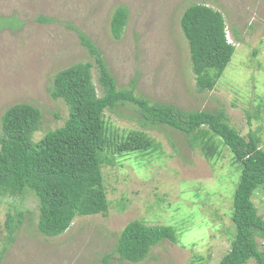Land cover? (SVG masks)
Listing matches in <instances>:
<instances>
[{
    "label": "rangeland",
    "instance_id": "374dc122",
    "mask_svg": "<svg viewBox=\"0 0 264 264\" xmlns=\"http://www.w3.org/2000/svg\"><path fill=\"white\" fill-rule=\"evenodd\" d=\"M192 4L219 11L234 54L211 91L198 93L179 21ZM124 8L125 25L113 38L110 18ZM2 18H13L12 27ZM86 42L99 51L118 88L188 111L223 110L241 136L252 133L264 150V0H0V116L18 103L41 112L38 141L61 127L68 109L48 93L52 77L75 63L91 61ZM93 82L96 72L93 69ZM109 137L142 131L155 143L148 152L115 156L101 167L109 208L106 215L76 217L58 237L36 229L38 201L29 191L0 203V264H94L113 254L109 264H218L233 237L232 197L239 177L227 148L206 157L186 137L165 126H142L126 104L106 111ZM264 220V189L252 197ZM23 217L12 239L5 215L14 207ZM170 226L176 242L153 246L142 262L113 253L130 221ZM259 250L264 239L256 237ZM247 264H256L253 260Z\"/></svg>",
    "mask_w": 264,
    "mask_h": 264
},
{
    "label": "trees",
    "instance_id": "16d2710c",
    "mask_svg": "<svg viewBox=\"0 0 264 264\" xmlns=\"http://www.w3.org/2000/svg\"><path fill=\"white\" fill-rule=\"evenodd\" d=\"M126 12L117 7L109 30L118 38L124 29ZM12 27L13 18H2ZM20 24V23H19ZM180 30L189 52L191 71L198 93L211 91L234 54L226 37L223 15L204 4L189 5L183 12ZM90 61L75 63L58 71L48 88L53 100H61L68 109L63 125L46 132L38 141L32 136L39 130L38 108L18 103L0 116V203L6 198L31 192L38 201L37 232L45 238L58 237L76 217L106 215L109 203L101 167L112 165L115 156L146 153L155 143L142 131H129L122 139H111L105 112L129 104L138 113L142 126H165L186 137L208 158L227 148L239 171L232 199L230 220L233 237L229 250L218 264H264V251L256 237L264 239V220L257 214L252 197L264 189V150L257 138L243 137L232 127L223 110L188 111L171 104L152 102L136 95L132 86L118 88L99 51L83 42ZM96 72L93 82L92 70ZM14 207V206H12ZM23 217L14 207L5 215L7 237L12 239ZM170 226H147L133 220L121 230L113 253L130 263L142 262L151 248L165 240L176 242ZM113 254H105L97 263L109 264Z\"/></svg>",
    "mask_w": 264,
    "mask_h": 264
},
{
    "label": "clouds",
    "instance_id": "9594fccd",
    "mask_svg": "<svg viewBox=\"0 0 264 264\" xmlns=\"http://www.w3.org/2000/svg\"><path fill=\"white\" fill-rule=\"evenodd\" d=\"M227 37V36H226ZM228 40V39H227ZM229 42V41H228ZM230 43V42H229Z\"/></svg>",
    "mask_w": 264,
    "mask_h": 264
}]
</instances>
